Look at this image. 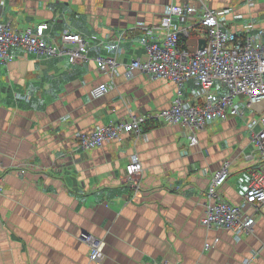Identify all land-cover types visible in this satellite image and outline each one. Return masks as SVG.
Returning a JSON list of instances; mask_svg holds the SVG:
<instances>
[{"label":"crops","instance_id":"1","mask_svg":"<svg viewBox=\"0 0 264 264\" xmlns=\"http://www.w3.org/2000/svg\"><path fill=\"white\" fill-rule=\"evenodd\" d=\"M174 4L195 8L190 24L205 4L228 11L219 20L233 33L251 24L264 29V0L252 7L247 0H0V23L13 30L47 24L49 43L59 44L69 31L90 47L87 59L75 64L12 47L15 60L0 64V264H96L78 238L82 232L105 243L102 264H264V207L238 242L230 230L202 225L212 175L230 164L220 192L241 205L251 173L261 166L239 118L196 131L195 146L191 129L152 122L138 137L76 149L77 134L173 104L174 82L138 70L128 77L121 67L112 76L95 59L146 60L143 28L160 26ZM164 34L156 30L155 37ZM120 36L118 50L108 51ZM195 36L199 48L202 38ZM101 85L109 91L92 97ZM194 85H185L184 101L192 102ZM257 118L248 111L246 121ZM132 155L142 172L127 184Z\"/></svg>","mask_w":264,"mask_h":264},{"label":"built area","instance_id":"2","mask_svg":"<svg viewBox=\"0 0 264 264\" xmlns=\"http://www.w3.org/2000/svg\"><path fill=\"white\" fill-rule=\"evenodd\" d=\"M258 1L247 0V4L252 7ZM227 12L212 10L203 4L201 17L190 24V18L196 13L195 8L171 5L167 7L160 26L143 28L146 36L141 39V44L147 49L146 60L121 62L116 56L96 57L95 62L101 72L113 76L121 67L130 77L133 71L138 70L152 78L174 82L177 92L173 104L158 114L134 116L100 127L91 134H77L76 149L84 152L95 150L120 139L124 134L138 137L142 134L143 126L152 122L191 129L190 145L195 146L198 143L196 131L214 122L241 118L249 129L250 143L260 153L261 166L251 173L246 196L238 207L231 206L220 192L229 177L230 164L225 163L214 173L207 192L210 203L202 220V225L208 229L216 225L239 234L248 231L255 221L254 217L244 216V208L253 203L257 207L264 204V194L258 191L264 192V29L256 32L257 29L251 24L245 33H233L219 20ZM47 28L49 26L43 24L35 30L15 32L10 26L0 23V64L6 65L15 60V55L10 51L12 47L50 57L67 56L71 64L87 59L90 47L80 34L65 31L59 44H51L47 41ZM156 30H163L164 36L156 38ZM196 34H200L206 44L190 52L187 40ZM122 41L120 36L116 44L107 46L108 51L116 52ZM189 82L195 84L194 89L190 90L192 102L183 100L184 88ZM107 91L108 87L101 85L92 90L91 95L99 98ZM248 111L258 118L246 121ZM18 172L24 175L27 170L22 168ZM141 172L140 158L132 155L126 166L124 182H133ZM78 238L89 246L90 260L102 264L103 240L86 232H82Z\"/></svg>","mask_w":264,"mask_h":264},{"label":"bare ground","instance_id":"3","mask_svg":"<svg viewBox=\"0 0 264 264\" xmlns=\"http://www.w3.org/2000/svg\"><path fill=\"white\" fill-rule=\"evenodd\" d=\"M133 73V72H132ZM131 73V74H132ZM107 86V85H106ZM107 87H109V86H107ZM108 91H109V88H108ZM107 91V92H108ZM251 179H252V177H251ZM259 192H261L262 194H264V192H262V191H260V190H258ZM245 196H246V194L244 195V197H243V199H242V202H243V200H244V198H245ZM231 206H233V207H238V206H240V205H233V204H231ZM248 206H246L245 208H247ZM250 207L254 210V212L252 213V214H248L247 212H245V208H244V211H243V214H244V216H247V217H253V215L254 214H257L263 207H264V204H262L260 207H257V206H255V203H253L252 205H250ZM254 225H255V221H254V223H253V225L251 226V228L248 230V231H242L241 233H236V232H234V231H232V230H230V229H226V228H221V229H226V230H230V231H232L233 233H234V237H235V239H236V241L238 242L239 240H240V238H241V235H244V234H247V233H249L252 229H253V227H254ZM212 227H217V228H220V227H218V226H216V225H213ZM211 227V228H212Z\"/></svg>","mask_w":264,"mask_h":264},{"label":"rangeland","instance_id":"4","mask_svg":"<svg viewBox=\"0 0 264 264\" xmlns=\"http://www.w3.org/2000/svg\"><path fill=\"white\" fill-rule=\"evenodd\" d=\"M45 25H47V24H45ZM9 26V25H8ZM48 26V25H47ZM11 28V27H10ZM12 29V28H11ZM48 30H49V28H47ZM13 30V29H12ZM48 30H45V31H48ZM13 31H17V30H13ZM17 32H20V31H17ZM73 33V32H72ZM78 34V33H77ZM81 35V34H80ZM82 36V35H81ZM83 38V37H82ZM197 37L196 36H192L191 38H189L188 40H187V45H188V48H189V51L190 52H195L196 51V49H197ZM10 63V62H9ZM239 120L240 121H242V119L241 118H239ZM243 122V121H242ZM90 151V150H89ZM260 155V154H259ZM1 189H2V186H1ZM2 191H3V189H2ZM255 216H256V214H254L253 215V217H254V219H255Z\"/></svg>","mask_w":264,"mask_h":264},{"label":"water","instance_id":"5","mask_svg":"<svg viewBox=\"0 0 264 264\" xmlns=\"http://www.w3.org/2000/svg\"><path fill=\"white\" fill-rule=\"evenodd\" d=\"M199 44H202L204 46L206 44V40L205 39L200 40ZM199 48H201V46H199Z\"/></svg>","mask_w":264,"mask_h":264}]
</instances>
